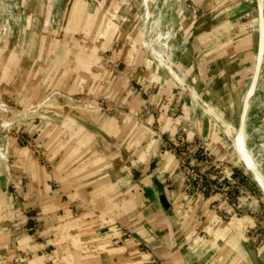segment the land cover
<instances>
[{
    "label": "crops",
    "instance_id": "crops-1",
    "mask_svg": "<svg viewBox=\"0 0 264 264\" xmlns=\"http://www.w3.org/2000/svg\"><path fill=\"white\" fill-rule=\"evenodd\" d=\"M53 3L56 24L47 22L48 4L35 14L17 6V34L8 44L0 36V100L28 115L14 112L19 122L5 135L0 264H253L244 243L264 264V243L250 239L262 196L231 186L238 215L220 192L190 190L172 148L190 129L188 140L222 173L253 186L241 161L254 170L233 137L242 102L263 90L257 0H183L175 59L163 67L143 44L136 1ZM155 26L164 36L175 28L160 15ZM49 102L43 115L28 113ZM246 116L243 137L254 160Z\"/></svg>",
    "mask_w": 264,
    "mask_h": 264
},
{
    "label": "rangeland",
    "instance_id": "rangeland-1",
    "mask_svg": "<svg viewBox=\"0 0 264 264\" xmlns=\"http://www.w3.org/2000/svg\"><path fill=\"white\" fill-rule=\"evenodd\" d=\"M111 3L118 1V0H108ZM121 1H128V0H121ZM132 1V0H130ZM137 3L138 6V14L141 17V26H142V34H143V44L148 49L149 54L152 56V58L162 67L166 65H170V62H172L175 59V51L178 48V43L180 41L179 39V28H177L176 23L180 21L183 14L187 11L185 10V7L187 5L183 3V0H148V9L145 11L144 7H141L140 2L142 0H134ZM28 2V3H27ZM42 2V3H41ZM27 3V5H25ZM48 4V0H2L0 1V36L5 37L4 42L8 44V42L12 39V37H8L7 35H2V26L5 25L4 21L6 13H11L14 10L17 9V6L24 7L26 6L27 13H29L30 10L35 12L37 11L38 7L42 8V5ZM134 9V8H133ZM47 12L51 11L50 6H47L46 8ZM194 10V9H193ZM32 13V12H30ZM193 18H194V12ZM112 13H110V16ZM160 15L162 18L167 20H172L174 22L175 28L173 29L172 36L169 38H164L165 36L158 35V30H152V28L155 25L156 16ZM259 15V14H258ZM113 17V16H112ZM116 18V17H113ZM13 22L10 20L9 24H12ZM256 28L259 27L258 17L256 20ZM14 35L17 34V29L14 30ZM12 33V35H13ZM158 39V40H157ZM152 41L154 45L152 47H148L145 43ZM157 50L161 52L162 54V60L159 61ZM261 80L262 82L258 85V87L262 88V92L259 94L258 98H256L257 95H255V100L252 98L249 107L251 105L250 113L248 114V111L246 114V128L247 133L249 137L252 139L250 142V147H252L253 150V156L255 161V166L253 168L254 172L256 173L257 177L264 176V149L262 148V145L260 144L261 138H262V123L264 118V61L261 71ZM260 92V90L257 92V94ZM100 103L98 102L96 105H93L92 103H83L84 106H87L89 108L98 107L100 108ZM243 103V102H242ZM103 104V103H102ZM17 106H14L10 102H8L7 99H1L0 100V147L2 149V152H0V185H5V164L9 162L8 158L9 155L5 151L6 146V132H10L11 130H14L16 127V124L19 122L17 120L12 121L13 116H17L14 114V112H18V109H21V107L15 108ZM242 107V105H241ZM104 108V104H103ZM52 110L53 105L50 104V102L47 104H42L41 106H34L30 108L28 113L32 114L33 116H40L46 113L47 110ZM20 114L18 116H28L27 113H23L19 111ZM247 139L250 141V139L247 136ZM4 153V155L2 154ZM241 165H244V163L241 161ZM245 166V165H244ZM260 176H259V175ZM262 174V175H261ZM260 179V178H259ZM253 183V189L254 194L261 195L264 200V192L263 190L257 185V182L255 179H252ZM3 199V197H2ZM2 200L0 199V202Z\"/></svg>",
    "mask_w": 264,
    "mask_h": 264
},
{
    "label": "built area",
    "instance_id": "built-area-1",
    "mask_svg": "<svg viewBox=\"0 0 264 264\" xmlns=\"http://www.w3.org/2000/svg\"><path fill=\"white\" fill-rule=\"evenodd\" d=\"M53 0H48V5L50 6V13L47 19L49 24L53 25L58 22L57 13L53 10ZM141 7L148 9V0H142L140 2ZM117 13V12H116ZM113 13L114 17H118V14ZM4 21L5 25L2 26V35L12 36L14 28L12 24H9L10 20L15 21V17L11 13H6ZM1 27V26H0ZM5 39V37H4ZM100 108L103 109V104L100 103ZM193 122V121H192ZM189 121V128L192 124ZM190 129H183V133L186 134L185 138L183 134L178 135L177 141L172 145L173 150L178 154V160L183 168V171L187 180V187L192 189H197L203 193L207 192H220L223 199L230 202L236 213L240 215L242 213L241 206L237 203L236 194L229 193L228 189L231 186H236L238 191L242 194H246L249 190L253 189V186L248 183L233 177L232 174H224L219 170V164L216 160L211 157V154L205 150L195 139L188 140L190 137ZM264 149V147L262 146ZM200 152L201 158H198V153ZM211 169V172H209ZM263 205L259 211L260 223L255 225L250 230V239L256 244L257 247L264 243V201ZM241 209V210H240Z\"/></svg>",
    "mask_w": 264,
    "mask_h": 264
},
{
    "label": "water",
    "instance_id": "water-1",
    "mask_svg": "<svg viewBox=\"0 0 264 264\" xmlns=\"http://www.w3.org/2000/svg\"><path fill=\"white\" fill-rule=\"evenodd\" d=\"M2 1V0H0ZM257 4H258V8L259 10H262L264 11V1L263 0H257ZM262 43V39H261V34L259 33V44H258V50L260 49V45ZM255 72V71H254ZM244 101V100H243ZM248 101V100H247ZM203 106L206 108L207 111H209L211 113V109L204 103H202ZM249 105V104H248ZM246 107H247V102L244 101L242 103V108H241V113H240V123H239V126L237 127L236 129V132H235V135L233 137V140H235V138L237 137V132L242 128L243 124H244V116H245V112H246ZM83 122L91 129H95V127L83 120ZM243 162V161H242ZM244 163V162H243ZM245 165V168L248 170V172L252 175L253 179H255V181L257 182V185L263 190L264 192V188L259 184L258 180L256 179V176L255 174L253 173L252 170H250L246 164L244 163ZM263 176V175H262ZM264 177V176H263ZM10 183V181H9ZM8 183V187L10 189V185ZM157 192H158V195H159V198H160V201L162 203V205L168 210V211H171L172 210V207H171V204L166 196V193H165V189L163 187V185L159 182H157ZM244 246L253 262V264H262L259 260V257H258V251H257V248L253 247V246H250L248 243H244Z\"/></svg>",
    "mask_w": 264,
    "mask_h": 264
},
{
    "label": "bare ground",
    "instance_id": "bare-ground-1",
    "mask_svg": "<svg viewBox=\"0 0 264 264\" xmlns=\"http://www.w3.org/2000/svg\"><path fill=\"white\" fill-rule=\"evenodd\" d=\"M260 16L262 17V20H263V18H264V12L262 11L261 12V14H260ZM152 30L154 31V30H157L156 29V26L154 25V27L152 28ZM158 35H160L161 36V32L158 30ZM162 36H164V35H162ZM263 36V35H262ZM170 37V32L169 31H167V34L165 35V37L164 38H169ZM158 40V39H157ZM148 47H152V45H154V43L152 42V41H150V42H146L145 43ZM248 100V101H247ZM249 100H250V95L247 97V99L245 100L246 102H247V107H246V112H245V116H246V113H247V110H248V104H249ZM245 116H244V118H245ZM244 122H245V120H244ZM243 128H244V124H243V126H242V128L237 132V137L235 138V140L237 141V144H238V147H239V149L241 150V156H243V158H245L247 161H248V163H249V165H250V167L253 169L254 168V166H255V161L250 157V155H249V152L248 151H246V148H245V140H244V135H243ZM240 153V152H239ZM255 173V172H254ZM259 175V174H258ZM260 176V175H259ZM260 178V180H261V182H262V184H263V179H262V176L261 177H259Z\"/></svg>",
    "mask_w": 264,
    "mask_h": 264
},
{
    "label": "trees",
    "instance_id": "trees-1",
    "mask_svg": "<svg viewBox=\"0 0 264 264\" xmlns=\"http://www.w3.org/2000/svg\"><path fill=\"white\" fill-rule=\"evenodd\" d=\"M35 222H33V219L30 218L29 221H28V227H32L34 226Z\"/></svg>",
    "mask_w": 264,
    "mask_h": 264
}]
</instances>
